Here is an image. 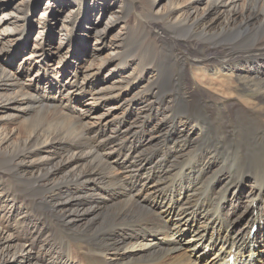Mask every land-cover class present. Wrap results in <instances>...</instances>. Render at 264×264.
I'll return each instance as SVG.
<instances>
[{
    "label": "bare ground",
    "instance_id": "1",
    "mask_svg": "<svg viewBox=\"0 0 264 264\" xmlns=\"http://www.w3.org/2000/svg\"><path fill=\"white\" fill-rule=\"evenodd\" d=\"M159 5L0 0V264H264V173L232 157L264 147V42L207 46L264 0ZM220 72L257 100L208 95Z\"/></svg>",
    "mask_w": 264,
    "mask_h": 264
},
{
    "label": "rangeland",
    "instance_id": "2",
    "mask_svg": "<svg viewBox=\"0 0 264 264\" xmlns=\"http://www.w3.org/2000/svg\"><path fill=\"white\" fill-rule=\"evenodd\" d=\"M155 1L160 3L159 7H161L160 8L161 14L162 13L165 14L170 9V4H176V5L177 4L183 5L184 4V0H155ZM161 9H163V10L161 11ZM39 14L37 17H39ZM259 29H264V26H262ZM185 34H187V32ZM129 36H130V46L138 47V49H139L138 51H142V53H143L145 46L143 43V39L141 38V35L139 33H137L136 31H131ZM196 38L197 39H199V38L203 39L204 37L199 36V38H198V36H196ZM202 41L203 42H209L211 40H205V41L202 40ZM203 42H201V43L203 44ZM259 42H264V31H259L256 35L252 36L251 41L248 40V35H245V37H243L242 39L235 41V42H231L230 39L227 40L226 38L224 39V37H220L219 40L214 41V43L211 42L210 45L208 44L207 46L211 49L213 48V50H216V52H218V50H221L223 48H228V47H231L234 49H244V48L246 49V48H248V45H250V44L254 45V44L259 43ZM241 43L243 45H241ZM32 45H33V43H31V46ZM152 51L155 54H153V57L150 55V58L152 60L154 57H156L155 58L156 61L154 60L156 64H158L159 66L160 65L162 66V64H163V66H165L167 63L171 64V62L169 61V54L170 53L167 49L164 50V49H161V47L157 48L156 46H154L152 48ZM28 52H29V50H27L26 53H22L21 58L22 57L25 58L26 56H29ZM210 52H211V50H210ZM212 52H214V51H212ZM212 52H211V54H212ZM146 54H147L146 56L149 55V53L147 51H146ZM55 65H56V62L54 61L53 66H55ZM245 74L246 73H242V74H239V73L229 74V73H227L226 74V72H223V73L220 72L218 75L210 74L207 77L200 74V75L196 76V78L198 80H200L201 82H203V81L206 82V86L208 89L206 91V93H208V95L212 96L216 100H223V99L225 100L227 98H231L232 100H234L236 98V99H249V100L256 101L257 100L256 97H258V93L256 91H252L251 89L249 90L247 88V86H245V83H247L249 78L251 77V76H249L247 74L245 75ZM263 110H264V106H263ZM238 123H239V121H238ZM20 125H21L20 122L14 121V123H13V126H15V127L20 126ZM239 126L242 129H244L242 131L241 137L247 139L246 143L248 145L250 143V139H253V137H254L253 123L242 122V123H239ZM246 127H247V129H246ZM241 151H242V149L238 148V146L236 145V148L234 151L235 153L232 155V157H234L236 155V153H238L240 156L243 155L247 159L252 158L254 161L253 164L255 165L254 166L253 164H251V166L255 167L253 169V171L255 172L257 170L258 174H262V172L264 173V147H259L256 149H249L246 151L247 153H245V154H240ZM255 151H259V154L257 152V154H258L257 157H255V155L252 156L250 154L251 152H255ZM255 247L258 249L260 246L257 244V245H255ZM206 253H209V250L206 251ZM209 257L210 256L208 254L207 258H209Z\"/></svg>",
    "mask_w": 264,
    "mask_h": 264
}]
</instances>
